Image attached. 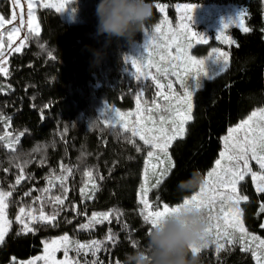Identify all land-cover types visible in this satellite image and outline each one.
<instances>
[{"label":"trees","instance_id":"1","mask_svg":"<svg viewBox=\"0 0 264 264\" xmlns=\"http://www.w3.org/2000/svg\"><path fill=\"white\" fill-rule=\"evenodd\" d=\"M153 1L234 2L244 7L249 28L248 32L232 29L236 42L227 48L228 65L196 90L185 133L169 147L175 167L149 196L154 202L159 197L161 203L172 205L197 190L182 192L177 185L187 181L194 171L205 176L219 155L221 136L228 127L253 109L264 107L262 9L261 0H149ZM98 3L99 0L69 1L68 6L80 18L76 22L66 21L53 8L38 7L39 34L33 33L19 52H11L6 65L8 74L0 73V80H4L0 82V135L11 138L23 133L15 152L5 142L0 146V188L11 190L17 176L25 177L8 200L11 224L0 244V264H13V258L17 264L39 252L44 240L63 232L104 242L95 257L90 251L84 254L81 264H92L94 259L99 264H121L126 254L147 250L150 225L139 214L142 206L137 189L150 146L120 125L108 126L96 108L103 100L130 107L141 92V98H151L155 86L148 78L137 80L125 59L131 42L141 39L142 31L131 37L99 33ZM158 14L152 9L145 26L150 27ZM26 160L29 162L22 173L17 165ZM62 166L72 172L64 173L68 192L61 208L47 202L50 196L62 194L58 180L51 193L39 190L48 186L51 173L61 174ZM89 171L92 180L85 174ZM93 182L97 190L92 189ZM82 188L94 191L93 198H82ZM240 190L248 194V201L241 203L244 222L264 235L260 225L264 214L259 212L264 193H258L249 178L240 182ZM28 191L31 196L24 195ZM37 196L45 200L46 213H52L55 207L59 212L57 220L47 226L35 223L34 231L22 233L15 217L21 206L39 208V204L33 205ZM109 210L113 211L111 223L80 229L92 213ZM116 210L121 214L118 220ZM109 228L113 241L106 239ZM196 255L198 264H256L251 253L243 251L238 243H226L219 252L209 246Z\"/></svg>","mask_w":264,"mask_h":264},{"label":"snow or ice","instance_id":"2","mask_svg":"<svg viewBox=\"0 0 264 264\" xmlns=\"http://www.w3.org/2000/svg\"><path fill=\"white\" fill-rule=\"evenodd\" d=\"M27 3V21H25V12L22 7V0H11V5L13 11L11 12V19L5 18L4 15L0 14V30H5L7 32V47L11 51L19 52L21 48L25 46V41L29 39L33 33L38 35V27L34 28V15H33V6L39 5L45 9L55 8L56 11L60 12L64 9V5H54L50 3H43L42 0H26ZM156 8L159 12L164 13L165 8L160 4L156 5ZM16 9H19L17 11ZM188 15L185 17L187 23L183 25L185 29L190 33L192 37H199L198 42L206 43L207 41L200 36L199 33L195 32L191 27V21L194 9L189 6L187 9ZM19 21V24L16 25L14 22ZM236 26L241 27L244 32H248L249 28L244 27V13L241 12L237 22H234ZM27 24L28 34L24 36L21 40L19 46L13 47V34H19L22 28ZM5 25H11L10 29H5ZM229 27V24L224 25V29ZM161 32V27L159 25L155 28V33L159 34ZM223 30L220 31L222 34ZM217 39H220L221 36L217 35ZM156 39L155 36H151L149 39L148 47H151V42ZM228 43H232L230 39L227 40ZM191 47V45H189ZM5 41L4 34L0 32V73H3L5 76L8 74L7 68L4 66L6 64L5 58ZM176 52H180V48L175 49ZM213 55L216 60L222 62L223 69L227 65V53L220 52L218 49H212ZM223 58V59H221ZM131 59V66L136 70V79L140 80L143 75L145 79L148 78L149 74L142 72L144 67V62L142 60H137L134 58ZM161 61L164 60V57H160ZM189 60L195 65L200 66V75H206L207 71L205 68V60L195 59L194 57L189 56ZM149 67H153L149 61ZM156 72L161 73L162 75H167V69H161L159 66H156ZM153 81H156L158 91L157 95H162L165 101L169 100L168 95L163 94L165 86L160 84L156 76H151ZM199 86V81L197 78L196 87ZM167 89H172V83L167 84ZM143 93L137 96V114L141 111L140 99ZM185 96L190 100L192 92L187 90L185 91ZM159 107V105H156ZM145 112H152L151 108L144 109ZM188 111H191V104H188ZM111 112L115 113V117L119 118L121 121L124 119V114L119 111L112 109ZM131 115V114H130ZM149 120H152V116L148 117ZM160 122L163 125L165 122V117L160 116ZM191 119V116L187 113H182L177 110L174 117L171 118L170 123L172 125L171 129L161 126L158 129L152 128H138L133 126L131 131V136H138L145 145H149L152 150L147 152L148 161L146 162V167L143 175V183L139 189V204L142 206L140 208L139 214L142 216L143 221L150 225L148 234L151 229L160 223L163 217L169 213L177 212L181 207L193 206L197 209H202L203 211L209 212V220H215L216 228V251L219 252L224 248V244L220 243L219 240L223 237L228 244L240 243L242 250L247 252L251 251V254L256 262V264H264V239H261L255 235H249L247 229L244 227L243 221L241 219L243 212L239 207L240 202L248 201L247 196L239 195L237 192V185L240 181H243L247 175H251V179L255 184L256 191L258 193H264V109H261L259 112L253 111L251 115L243 120L239 125L228 130V134L223 138L224 141V151H221L219 158L215 161V166L211 171L206 173L204 177V182L199 186V190L196 194L191 195L190 198H184L182 203L176 206H169L167 203H161L159 197H157L155 203L149 200V193L153 189H158L164 181L168 178L173 168L175 167L172 162V158L169 154V146L171 143L178 137L182 136L184 133V124L187 120ZM108 126H114V119L108 118L105 121ZM125 131H128L127 125H123ZM158 132L159 135H148L146 133ZM243 133V135H241ZM23 133L15 137H9L7 134L0 135V146L4 145V142H7L8 148L15 152V144L20 140V136ZM139 150V149H138ZM155 160L156 163H151ZM255 161L259 166L260 171H253L249 165V161ZM29 161H24L23 164H18L17 167L21 169L23 173V168L27 165ZM44 161L41 160V163ZM226 162V163H225ZM149 169H151L152 176L155 178L154 183L149 181ZM72 169L64 168L62 166V172L57 176L54 172L50 174L47 179L48 186L40 189L39 191L44 194L51 193L52 187H55L54 181H59V187L62 190V194L50 196L48 203L53 204L55 207L64 206L65 200L67 199L68 188L65 184L66 177L64 173L71 175ZM89 180H92V172L89 171L85 173ZM24 175L21 174L17 176L15 184L10 185L8 191L0 190V244L3 243L7 230L10 227L11 222L7 219L5 210L8 206L7 202L9 197L13 195V191L16 188V185L21 183V180L24 179ZM31 178V177H29ZM87 187V186H86ZM98 186L93 182L92 189L97 190ZM33 189L32 191H36ZM211 193V195H209ZM32 192H25V196H31ZM81 196L85 199H92L94 196L93 192H85L84 188L81 189ZM217 202H219L220 207L217 215L212 216L211 212L215 210ZM45 200L40 196H37L33 199V205L39 204V208L34 206H21L19 208V214L15 217L16 222H18L21 227L22 233L32 232L34 228L32 227L35 223H42L44 225H54L57 220L59 212L55 211V207L52 213H46L44 208ZM259 212L264 214V203L259 205ZM82 214V213H81ZM113 211L109 210L106 212L92 213L91 217L88 219L87 223L81 224V230H90L96 224H102L105 221L111 223V217ZM117 220L121 215L118 210L115 211ZM71 223V221H68ZM223 227V231H220V228ZM264 227V224L261 225ZM212 233V227L209 226L205 230V235L202 237V242L196 246H192V253L196 255L200 252L202 248H206L207 237ZM237 233L238 238H237ZM108 241H113L115 239L112 230L109 228L108 235L106 237ZM104 242L99 240H92L88 243H80L79 241H72L70 237L65 234L60 237L58 240L51 241V247L48 243L44 245V251L46 255L36 257L33 260L27 262V264H36L38 260H43L44 264H69L68 252L70 247L73 251L80 254L81 250H84L85 253L90 251L95 257L96 254L101 250V246ZM63 249L65 259L62 261H57L55 259V253L60 249ZM15 258H13V264ZM92 264H99V261L94 259Z\"/></svg>","mask_w":264,"mask_h":264},{"label":"rangeland","instance_id":"3","mask_svg":"<svg viewBox=\"0 0 264 264\" xmlns=\"http://www.w3.org/2000/svg\"><path fill=\"white\" fill-rule=\"evenodd\" d=\"M71 0H42L43 3H50L54 5H64V9L58 14L69 22H76L80 20L77 13L71 9L68 6V2ZM3 2H6L4 4ZM1 3H3L1 5ZM152 5V9H158L156 8L157 4H160L165 8V12L161 13L158 11V17L157 20L151 24L150 27L144 26V29L142 31V37L141 39H134L131 42V46L129 51L127 52V55L125 56V59L131 64V59L127 58H134L137 60H142L144 62V67L142 68V72L145 74H149L148 79L152 81V83L155 86V91L152 93V97L144 96V98L140 99V107L141 111L139 114H137V97L135 98V101L132 106L130 107H122L117 105L114 102H110L108 100H103L99 106L96 108L98 113L102 115L103 120L106 121V119L111 118L114 119L115 125H120L123 127L124 124L127 125V128L130 130L133 126L138 128H152V129H158L161 126L171 129L172 125L170 123V120L172 117H174L175 112L177 110L181 111L182 113H187L192 118V110L194 106V94L197 89L201 88L203 86V83L207 79H211L214 76H216L218 73L222 72L223 64L222 62L216 60L212 53V49H218L220 52L227 53V65L229 60V54L227 51V48L234 44L236 42L235 37L232 35V29L237 28L241 31L242 28L236 26L234 22H237L239 19V15L241 12L244 13V27H247V24L245 22V14L246 11L243 6L234 3V2H227V3H193V2H161V1H153L150 2ZM191 6L194 9V12L192 13V21H191V27L192 29L199 33L201 37H203L207 42L206 43H200L198 42L199 37H192L190 33L183 27L187 23V20L185 17L189 14L187 9ZM22 7L25 12V21H27V3L26 0H22ZM40 7L39 5L33 6V15H34V24L33 27H38V32L40 31V24L37 17V8ZM3 9L5 11H3ZM56 10L55 8H53ZM261 12H262V21H263V35H264V0H261ZM19 11V9H16ZM13 11L11 0H0V14L4 15L5 18L11 19V12ZM16 25L19 24V21L17 20L14 22ZM229 24V27L224 29V25ZM159 25L161 27V32L159 34L155 33L156 26ZM11 25H5V29H10ZM222 34L220 31H222ZM28 31L27 24L22 28L21 32L14 35L13 39V47L19 46L21 40L24 38L25 33ZM0 32H3L4 34V41H5V58L6 61L9 57V54L11 51L7 47V32L5 30H0ZM217 35H220L221 38L217 39ZM151 36H155L156 39L151 42V47H148L149 45V39ZM230 39L233 41L232 43H228L227 40ZM191 45V47H189ZM176 48H180L181 51L178 53L175 51ZM163 56L164 60L161 61L160 57ZM189 56L194 57L195 59L199 60H205V68L207 71L206 75H200L198 77V73L200 72V66L195 65L189 60ZM223 59V58H221ZM149 61H151V64L154 65L153 67H149ZM6 64L4 65L6 67ZM226 65V66H227ZM156 66H159L161 69H167V75H162L161 73L156 72ZM224 67V69L226 68ZM132 67V66H131ZM133 72L136 74L135 68H133ZM3 74V73H2ZM137 75V74H136ZM151 76H156L157 80L160 84H163L165 86L163 90L164 95L169 96V100L165 101L163 99L162 95H157L158 91H161L157 89L156 87V81H153L151 79ZM142 78H145L143 75ZM197 78L199 81V86L196 87L197 84ZM0 82H4V80H0ZM172 83L173 87L172 89H167V84ZM186 87L188 91L192 92V96L190 100L185 96ZM143 93V92H142ZM191 104V111H188V104ZM156 105H159V107H156ZM151 108L152 112H145L144 109ZM112 109H115L119 111L120 113L124 114V119L121 121L119 118L115 117V113L111 112ZM261 109H264V107H258L253 109L249 114H247L244 118L240 119L237 123L230 125L226 131L221 136V149L219 150V154L221 151H224V141L223 138L228 134V130L230 128H234L237 125H239L243 120L247 119L253 111L259 112ZM131 114V115H130ZM165 117V122L162 125L160 122V116ZM152 116V120H149L148 117ZM191 119L187 120L184 124V133L186 130V125ZM182 134V136L184 135ZM148 135H159L158 132L154 133H146ZM243 135V133H241ZM182 136H178L177 138H180ZM176 138V139H177ZM7 145V142H5ZM172 144V143H171ZM170 147V146H169ZM152 150L149 147L150 151ZM147 151V152H148ZM169 154L170 149H169ZM172 158V156H171ZM219 158V155L214 160L213 165L207 170L211 171L213 167L215 166V161ZM148 161L147 153L144 157L143 162V168L141 172V183L139 184V187L137 189V199L139 201V189L141 184L143 183V175L144 170L146 167V162ZM173 162V158H172ZM151 163H156L155 160L151 161ZM226 163V162H225ZM249 165L252 168L253 171L259 172V166L256 164L255 161L250 160ZM206 172V173H207ZM206 176V174H205ZM204 176V177H205ZM203 177V178H204ZM249 178L251 180V183L255 188V184L251 179V175H247L245 177ZM154 177L152 176L151 169H149V181L150 183H154ZM241 182V181H240ZM240 182L237 185V192L239 195L247 196L248 194L245 192H242L240 190ZM0 190H4L3 188H0ZM199 188L191 193L189 196L185 198H190L191 195H194L198 192ZM7 191V190H5ZM211 195V193H209ZM149 200L154 202V199H152L149 196ZM244 202L243 200L240 202L239 207L241 208L242 212V205L241 203ZM182 203V202H180ZM177 204H168L169 206H176ZM261 203H264V201H261ZM8 204V202H7ZM163 204V203H162ZM220 204L217 202L216 208L214 211L211 212L212 216L217 215L219 210ZM6 217L10 221V217L8 215V210L6 208L5 210ZM99 213V212H96ZM208 226L212 227V233L208 235L207 237V247L214 246L216 248V228H215V220H209V212L204 211ZM19 214V211H18ZM17 214V215H18ZM244 227L247 229L249 235H255L260 237L261 239H264V235L260 234L257 231L251 230L247 224L244 222L243 215L241 217ZM88 220L86 221V223ZM264 224V215H262L261 224ZM224 229L223 227L220 228V231L222 232ZM67 234L72 241H79L80 243H88L92 240H98L95 237H80V236H73L67 232H63L60 234H56L51 236L49 239H46L43 241V245L41 247V250L27 258L20 259L17 261V264H27L28 261L33 260L36 257L44 256L46 255L44 251V245L45 243H48L51 247V241L58 240L63 235ZM237 233V238H238ZM220 243L226 244L227 241L221 237L219 240ZM242 249V246L240 243H238ZM89 252V251H88ZM251 253V251H249ZM86 254L84 250H81L80 254L77 255L75 251L72 250L70 247L68 252V259L69 264H81V257ZM252 255V254H251ZM253 257V256H252ZM55 259L57 261H62L65 259L64 251L61 248L59 251L55 253ZM254 260V258H253ZM255 262V260H254ZM256 263V262H255ZM36 264H44L43 260H38Z\"/></svg>","mask_w":264,"mask_h":264},{"label":"clouds","instance_id":"4","mask_svg":"<svg viewBox=\"0 0 264 264\" xmlns=\"http://www.w3.org/2000/svg\"><path fill=\"white\" fill-rule=\"evenodd\" d=\"M98 32L112 37H131L143 31L152 16L149 0H99L96 8ZM204 182L199 171L187 181H181L179 191L198 189ZM208 226L202 209L191 205L169 213L148 234L147 250H134L126 254L121 264H198L192 246L202 242Z\"/></svg>","mask_w":264,"mask_h":264}]
</instances>
